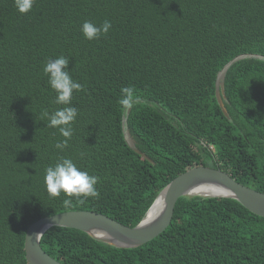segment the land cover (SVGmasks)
I'll list each match as a JSON object with an SVG mask.
<instances>
[{"label":"trees","instance_id":"obj_1","mask_svg":"<svg viewBox=\"0 0 264 264\" xmlns=\"http://www.w3.org/2000/svg\"><path fill=\"white\" fill-rule=\"evenodd\" d=\"M105 19L107 35L82 36L84 21ZM61 55L85 86L73 94L78 115L63 151L42 117L63 107L42 71ZM234 59L223 113L215 81ZM62 157L99 178L98 197L65 206L64 194L46 192L44 170ZM196 166L264 194V0H35L26 14L0 0V264H26V229L44 217L92 211L132 228ZM40 247L61 264H264V218L233 199L181 197L166 230L141 247L61 227Z\"/></svg>","mask_w":264,"mask_h":264},{"label":"water","instance_id":"obj_2","mask_svg":"<svg viewBox=\"0 0 264 264\" xmlns=\"http://www.w3.org/2000/svg\"><path fill=\"white\" fill-rule=\"evenodd\" d=\"M237 59L231 61L218 74L215 81L217 102L225 113L220 92L223 94V82L227 68ZM129 110L127 111V113ZM124 139L130 149L143 159L150 161L134 145L126 131ZM202 184L218 186L227 191L224 196H202L193 194L194 189ZM216 197L229 198L240 203L250 213L264 218V194L241 185L226 172L205 166H196L183 172L170 181L157 195L141 221L130 228L105 215L92 211H67L50 217L41 218L26 229L24 237V256L26 264H61L46 254L40 247L41 236L52 227H61L81 231L92 239L120 249L141 247L163 233L169 226L175 204L181 197ZM162 197L160 212L150 221L148 214L157 199Z\"/></svg>","mask_w":264,"mask_h":264},{"label":"clouds","instance_id":"obj_3","mask_svg":"<svg viewBox=\"0 0 264 264\" xmlns=\"http://www.w3.org/2000/svg\"><path fill=\"white\" fill-rule=\"evenodd\" d=\"M34 3L35 0H14V6L21 14L31 11ZM111 27V22L107 19L99 25L91 21H84L80 31L86 40L92 41L107 35ZM69 61V58L61 55L54 60H48L42 69L43 74L47 77L49 88L55 93L54 103L63 105L54 112L49 113L44 110L42 113V117L48 121L46 126L58 129L60 136L64 138L54 144V148L61 151L68 147V141L73 135L72 124L78 115V109L71 106L73 94L83 91L85 88L83 84L74 80L70 75ZM132 91L131 87L121 88V93L129 96ZM121 103H128L126 96L121 100ZM80 155L83 157L85 154L81 153ZM44 171L46 192L54 197L64 194L65 199L62 203L65 206H70L73 198L82 201L89 197L99 196L96 188L99 178L90 175L87 171L80 170L71 158L62 157L54 165L46 167Z\"/></svg>","mask_w":264,"mask_h":264},{"label":"bare ground","instance_id":"obj_4","mask_svg":"<svg viewBox=\"0 0 264 264\" xmlns=\"http://www.w3.org/2000/svg\"><path fill=\"white\" fill-rule=\"evenodd\" d=\"M193 194L202 195V196H224L227 195V191L223 188L210 185V184H202L197 186ZM162 207V197L158 198L152 209L150 210L146 221H150L153 219L161 210Z\"/></svg>","mask_w":264,"mask_h":264},{"label":"rangeland","instance_id":"obj_5","mask_svg":"<svg viewBox=\"0 0 264 264\" xmlns=\"http://www.w3.org/2000/svg\"><path fill=\"white\" fill-rule=\"evenodd\" d=\"M126 132V131H125Z\"/></svg>","mask_w":264,"mask_h":264}]
</instances>
